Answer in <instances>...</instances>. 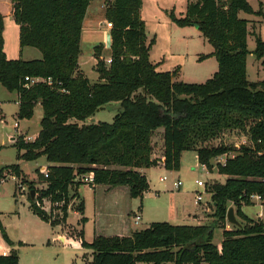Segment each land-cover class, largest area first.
I'll return each mask as SVG.
<instances>
[{
	"label": "trees",
	"instance_id": "16d2710c",
	"mask_svg": "<svg viewBox=\"0 0 264 264\" xmlns=\"http://www.w3.org/2000/svg\"><path fill=\"white\" fill-rule=\"evenodd\" d=\"M106 1L111 62L102 58L104 45L96 46L99 81L94 83L79 66L91 0H10L21 48L39 49L41 59L6 56L0 16V84L17 92L19 119H31L37 104L43 110L36 138L13 140L18 160L45 156L48 162V174L40 173L47 187L34 200L29 194L31 210L57 225L61 221L51 220L37 204L45 198L52 204L64 201L66 221L75 175L93 172L95 185L127 186L131 197L142 199L150 184L140 169L161 163L178 170L183 152L195 150L200 164L213 170L212 160L226 156L217 164L226 181L214 182L209 190L215 208L211 220L196 225L157 221L131 235H96L92 242L85 241L82 229L80 245L92 250L88 264H264V222L242 210L253 204V195L264 201V80L247 77L248 20L239 16L241 11L264 16L262 8L255 11L248 0H192L185 15L171 14L180 26H196L218 61V70L206 82L188 83L176 79L178 70L159 71L151 59L155 39H148L142 0ZM253 53L264 57L260 36ZM26 76L53 81L27 87ZM112 102L120 110L111 123L88 121ZM157 132L163 138L161 158L153 154ZM230 132L244 133L250 143L212 144ZM10 169L22 175L19 164ZM231 204L241 226L230 229L226 215ZM77 210L84 212V201ZM217 228L223 230L221 246L213 242ZM0 230L12 246L9 254L0 255V264H20L1 221Z\"/></svg>",
	"mask_w": 264,
	"mask_h": 264
},
{
	"label": "rangeland",
	"instance_id": "374dc122",
	"mask_svg": "<svg viewBox=\"0 0 264 264\" xmlns=\"http://www.w3.org/2000/svg\"><path fill=\"white\" fill-rule=\"evenodd\" d=\"M189 1L192 0H142L141 16L146 23L148 39H155V44L150 50V57L157 63L158 70L170 72L178 70L176 79L188 83H204L218 70V61L212 54L214 47L202 36L201 31L196 26H180L171 17L172 13L176 17L185 15ZM248 1L255 11L262 8L264 12V0ZM108 3L106 0H92L91 10L96 21L101 20L102 22L105 18V9ZM10 8V0H0V16L4 25L3 37L6 56L9 59L22 58L24 60L42 57L41 51L35 47L21 48L19 28L9 15ZM239 16L251 20H248L247 41L250 53L247 59V77L251 81L264 80V57L258 59L253 53L256 47V36H260L264 40V16L256 13L248 14L243 11L239 13ZM101 24L102 30H104L107 27L106 21L105 24L103 22ZM109 54H111V44L108 45L107 43L106 48L103 49L102 58L106 61L111 57ZM91 57L94 58L87 47L82 46L79 57L80 70L94 83L99 81V73L95 69L97 61L93 65L94 60ZM17 100L16 91H9L0 84V169L3 170V178H6L5 182L0 184L1 225L18 251L20 264H88L91 259V249L78 244L81 239L80 231L83 229L85 241L92 242L96 220V192L106 193L113 188L104 185L96 186L84 181L83 176L88 174L75 175V184L69 191L70 202L66 221H63L62 212L65 205L64 201L52 204L49 198H45L37 204L51 220L61 221L57 225L52 226L35 214L30 208L29 194L31 190L29 189V193L26 194L21 192L19 187L21 184L29 188V183H33L35 188L32 190H35L37 197L40 190L47 187V183L41 180L40 173L48 174V162L45 156L36 160H18V148L14 145L13 140L24 138L32 141L28 137L36 138L33 135L40 130L43 110L42 106L37 104L33 117L21 120L17 116ZM119 108L120 104L118 103L106 104L88 121L111 123L120 110ZM16 122L19 123V128L15 127ZM153 141V154L161 158L163 155L161 132L155 133ZM246 141L250 143L248 136L244 133L230 132L213 141L212 144L241 145ZM225 157L212 160L214 168L209 170L200 164L195 150H188L183 152L178 170H167L161 163L146 168L150 189L147 191L148 194L145 193L142 201L139 197L135 200L137 201L136 204H142L145 217L139 224H134V228L137 230L144 229L152 221L196 225L195 220L182 218L181 208L183 206L189 207L190 210L197 207L198 210H201L207 207V210L205 209L203 212L205 219H202V222L211 220L215 208L209 190L214 182L223 183L226 181L227 176L219 173L217 168V164L222 162ZM12 164L20 165L21 176L13 173L10 169ZM162 176H167V180L161 181ZM178 180L183 183L180 187L175 185V181ZM197 180L206 182V187L198 186ZM197 194H201L203 197L198 204L195 202ZM82 201H84L83 213L77 210ZM254 201V204L245 205L244 211L251 218L258 219L260 210L264 215V203L256 201V198L252 197V203ZM82 217L87 218L85 222H82ZM237 218L241 222L238 216ZM227 228H233V225L228 221ZM222 231L221 228L215 230L213 242L216 245L219 244V240L222 241ZM60 235H64L66 240L61 239ZM4 241L0 230V243ZM137 264L150 263L141 261Z\"/></svg>",
	"mask_w": 264,
	"mask_h": 264
},
{
	"label": "crops",
	"instance_id": "0c3cea01",
	"mask_svg": "<svg viewBox=\"0 0 264 264\" xmlns=\"http://www.w3.org/2000/svg\"><path fill=\"white\" fill-rule=\"evenodd\" d=\"M91 3H92V0L89 4V7L87 10L85 19H84L82 38H81V48H82V46L87 47V49L89 50V53L94 56V58L93 57H91V58H92V60H94L93 65H95V63L97 61L96 57H95V48H96V46L101 45V44L104 45V48H106L107 43H108V45H109V43L111 44V36L109 35L111 28L106 27V28H104V30H102V24L101 23L103 22L105 24V21H107L106 16L102 20V22H101V20L96 21L94 18V14L92 13L93 11L91 10ZM10 7L11 8H10L9 15L13 18L11 2H10ZM105 11H106V9H105ZM247 20H250V19L248 18ZM17 26L19 28L18 24H17ZM23 52L24 51L22 50V53ZM109 55H111V54H109ZM41 58L42 57L38 56V58H34V59H41ZM109 58H111V57H109ZM247 59H248V56H247ZM30 60H32V59H30ZM79 66L81 67V63H79ZM17 98H18V94H17ZM17 102H18V100H17ZM18 108H19V104H18ZM37 134L38 133H36L33 136L36 137ZM246 142H244V143H246ZM224 162H225V158L222 160L221 163H224ZM204 168H206V167H204ZM140 171L146 175V168H142V169H140ZM145 193H147V192H145ZM145 193H144V197H145ZM95 198H96V200H95V218H96V220H95L94 237L96 235H106V236H110V235H121V236L131 235L134 231L137 230L134 228V224H135L134 223V215L139 213V214H142L141 215L142 219H143V217H145L142 204L140 205V203H137V204L135 203V202H137V201H135V200H137V198L131 197L130 189L127 186H118V187L111 189L109 192H106V193L96 192ZM140 200L142 201L141 198H140ZM256 201H260V200L256 199ZM260 202H262V201H260ZM254 203H255V201L253 202V204ZM262 203H264V202H262ZM231 206H233V205L231 204ZM198 209L199 208L197 207L194 210H190L189 207L183 206L181 208V210H182L181 216L183 219H185V218L193 219L197 222V224H202V223H204V222H202L203 221L202 219H205V217L203 216V212L205 211V209L207 210V207H204L201 210H198ZM244 209H245V205L242 207L243 211H244ZM244 213H245V211H244ZM176 217L178 219L177 215H176ZM252 219H254V218H252ZM258 219H261L264 222V215H263L261 210L259 212V218ZM255 220H257V219H255ZM152 222H157V221H152ZM152 222H150V224ZM146 227H148V225ZM60 238L61 239L64 238L66 240V237L64 235H60ZM221 242L222 241L219 240L218 246H221ZM78 244L80 245V242H78ZM11 248L12 247L5 241L3 243H0V255L9 254L11 251ZM91 254H92V250H91ZM91 257H92V255H91ZM204 264H206V263H204Z\"/></svg>",
	"mask_w": 264,
	"mask_h": 264
},
{
	"label": "built area",
	"instance_id": "2783aa9c",
	"mask_svg": "<svg viewBox=\"0 0 264 264\" xmlns=\"http://www.w3.org/2000/svg\"><path fill=\"white\" fill-rule=\"evenodd\" d=\"M106 23H107V27L112 28V23H111V22L106 21ZM106 62L109 64V63L111 62V58L106 59ZM25 81H26V86L29 87V86L34 85V84L39 83V82H45V83H48V84H52V81H53V80H52L51 77H47V78H45V77H40V76H37V77L26 76V77H25ZM15 127H16V128H19V123H18V122L15 123ZM28 139H29V140H34L35 138L32 139V137H28ZM203 167H205V165H203ZM5 180H6V178H2V179L0 180V182H5ZM83 180L86 181V182H88V183L94 184V183H93V180H94V174H93V172L89 173V174L86 175V176H83ZM160 180H161V181H165V180H167V176H162V177L160 178ZM182 184H183V183H182L181 180L175 181V185H176L177 187H180ZM197 184H198V186H200V187H203V188L206 187V182H204L203 180H197ZM19 188H20V191H21V192L26 193V194L29 193V188H27V187H25V186H23V185H21V184H20V187H19ZM252 197H255L256 199H258V200L264 202V201L262 200V198H261L260 195H253ZM202 199H203L202 195H201V194H197V195H196V200H195V202L198 204V203L201 202ZM141 220H142L141 214L137 213L136 215H134V223H135L136 225L139 224V223L141 222Z\"/></svg>",
	"mask_w": 264,
	"mask_h": 264
},
{
	"label": "water",
	"instance_id": "95a60500",
	"mask_svg": "<svg viewBox=\"0 0 264 264\" xmlns=\"http://www.w3.org/2000/svg\"><path fill=\"white\" fill-rule=\"evenodd\" d=\"M30 197L32 200L35 199V197H36L35 190L30 191ZM226 219L232 225L241 226V222L238 220L236 213H235V209L233 206L229 207V209L227 211Z\"/></svg>",
	"mask_w": 264,
	"mask_h": 264
}]
</instances>
